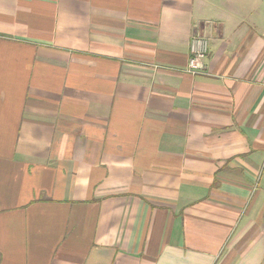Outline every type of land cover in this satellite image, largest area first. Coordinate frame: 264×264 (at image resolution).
Instances as JSON below:
<instances>
[{"label":"crops","instance_id":"0c3cea01","mask_svg":"<svg viewBox=\"0 0 264 264\" xmlns=\"http://www.w3.org/2000/svg\"><path fill=\"white\" fill-rule=\"evenodd\" d=\"M0 264H264V0H0Z\"/></svg>","mask_w":264,"mask_h":264},{"label":"built area","instance_id":"2783aa9c","mask_svg":"<svg viewBox=\"0 0 264 264\" xmlns=\"http://www.w3.org/2000/svg\"><path fill=\"white\" fill-rule=\"evenodd\" d=\"M208 38L195 32L189 42V69L192 73H199L204 68L203 58L207 53Z\"/></svg>","mask_w":264,"mask_h":264}]
</instances>
